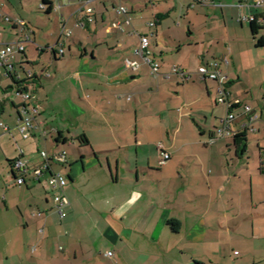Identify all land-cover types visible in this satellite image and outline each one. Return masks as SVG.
Returning <instances> with one entry per match:
<instances>
[{
    "label": "crops",
    "instance_id": "crops-1",
    "mask_svg": "<svg viewBox=\"0 0 264 264\" xmlns=\"http://www.w3.org/2000/svg\"><path fill=\"white\" fill-rule=\"evenodd\" d=\"M186 1L190 8L196 4L201 7L189 20L193 30L186 40L194 60L178 65L162 59L176 46L159 45L160 41L166 44L163 25L176 9L177 0H93V22L79 0H42L46 16L36 19L14 16L13 8H3L14 22L0 20V48L23 41L24 53H14L8 63L18 69L23 60L29 61L24 68L32 66L29 71L39 80L29 84L31 98L26 100L17 95L5 68L0 67V122L10 127L6 131L0 125V176L4 183L0 184V264H100L96 254L100 243L114 247L117 262L111 264L264 263V243H259L264 241V229L260 225L256 228L255 219L264 214L255 211L259 206L254 203L244 209L237 183L227 187L229 173L226 166L216 163L221 159L218 152L214 156L197 151L203 175L209 167L205 184L197 170H192V163H187L189 157H195L199 150L196 144L202 143V138L209 146L219 141L208 142L229 112L227 104L217 101L219 84L202 81L197 75L185 79L173 72L174 66L194 72L200 65L217 63L228 79L227 98L241 101L231 108L236 115L232 130H246L243 127L249 115L244 107L249 105L260 117L253 123L256 131L246 130L248 143L249 135L263 133V112L234 89L233 79L222 68L229 66L228 57L222 62L211 61L209 48L213 43L210 23L220 12L235 16L238 22L239 15H264V7L255 10L242 4L243 0H211V4ZM118 2L129 9L131 23L124 25V31L112 28L114 21L123 22L127 17L117 12ZM56 3L58 9L47 10ZM148 4L149 20L143 22ZM197 16L201 22L195 21ZM151 21L155 22L152 27L148 25ZM63 24L71 30L70 36L63 33ZM138 34L150 35L156 41L152 47L155 58L162 59L156 77L134 52ZM176 41V51L184 52V40ZM51 48L57 53L65 48V53L54 55ZM134 61L138 68L132 65ZM165 83L175 84V93H168ZM149 93H165L169 101L159 105L157 126L141 127L146 117L141 112L143 100ZM24 105L33 124L28 138L17 127ZM174 112L176 126L171 127ZM132 116L134 140L129 139ZM232 136L223 139L224 150L232 146L238 162L248 153L249 144L246 153L237 156ZM260 136L264 139V133ZM257 145L258 171L264 174V146L259 139ZM161 147L170 154L165 163H161ZM42 151L51 159V169L67 177L64 194L70 204L62 219L55 208L49 171L37 172L46 164ZM63 151L65 163L52 160ZM17 157L28 166L21 185L15 184L10 163ZM252 182L249 190L254 202ZM84 205L89 212L83 211ZM247 215L254 216L250 230L242 228ZM173 219L180 223L177 230L169 223ZM232 240L243 243L242 251L234 248L230 252L234 259H228Z\"/></svg>",
    "mask_w": 264,
    "mask_h": 264
},
{
    "label": "rangeland",
    "instance_id": "rangeland-1",
    "mask_svg": "<svg viewBox=\"0 0 264 264\" xmlns=\"http://www.w3.org/2000/svg\"><path fill=\"white\" fill-rule=\"evenodd\" d=\"M1 1L3 3V8L5 6L11 9L13 8L14 16H20V15L25 16L26 15L30 19H36L41 15L46 16V12L40 7L42 0H1ZM186 2H187L186 0H181V1L177 0L176 9H173L172 15H170L169 19L163 25V28L165 29L164 31H166V36H167L165 38L166 44L162 43L158 39V41H160L159 43L160 46L167 45L170 47H172L173 45H175L176 47L178 46L176 40H179V39L184 40L183 41L185 44L184 52L179 53L176 51V47L175 48L173 47V49L170 52L166 53L162 57V59L165 62H169L172 65H178L180 64V61H183L186 59H189L192 62L194 60L193 54H192V48H190L191 46H188V43L186 40L188 36L191 35V32L193 30L190 26L189 20L190 18L192 19L196 15L195 11L197 9H200L201 6L200 4H196L197 5L196 8H190L186 4ZM149 8H150V5L148 4V8L144 9V11L147 12V14L146 16H143V18L141 17L143 22H147L149 20L148 19ZM199 18L197 16V20L195 21L201 22ZM50 23H53V21H50ZM210 26L212 27L211 36L213 37V43H212V46L209 48L211 52L210 53L211 56L209 60L211 61L217 60L219 62H222L224 61L225 58L228 57L230 61L229 66L222 65V68L227 73L229 78L233 79L234 89H236V91L238 92L240 96H243V99L248 104L256 108L258 111H262L264 115V46L256 45L257 39L261 35H264V28H260L256 38H254L252 31H251L252 27L249 24L241 25L236 21L235 16L233 18L232 16L229 17L228 14H225L223 16L221 12L210 23ZM150 41L152 43V47H154L156 44L155 39L153 37H150ZM29 51L30 50L27 49V52ZM162 59L161 58L159 59L160 62H162ZM31 68L32 66H29L27 68L28 71ZM1 76L2 75L0 74V77ZM165 85L167 84L165 83ZM172 85L173 86H168V85L166 86L167 87L166 91L168 93L170 91H173V93H175L174 92L176 89L175 84H172ZM157 90L158 88L156 86L155 91ZM167 92L166 94H168ZM164 94L165 93L147 94L146 99L143 100L144 103L142 105V110H141L142 113H145L146 117L142 118L140 122L141 127H143V125L151 126L154 124L155 126H157L159 124L160 122V118H159L160 112L159 111L161 109L160 108L161 103L163 104L169 101L168 96H165ZM0 96H1L0 98H2L3 96L1 90H0ZM183 100H184V97H182V101ZM186 110L187 108H185L183 112H186ZM176 120H177V112H174V116L172 117L171 127L176 126ZM133 128H134V124H133V116H132L129 118V139H132V140H134L133 139L134 131L132 132ZM263 133L258 132V133L249 135L250 137H249V143H248L249 144L248 153L245 155V157L239 158L238 162L235 159V150L232 146L228 148L229 150L227 151L224 150L225 149L224 148L225 141H223L224 138H220L216 144L209 146V145H205V143L203 142V140L205 141V138L201 137L202 143L196 144V147L199 150H196V154L194 155L195 157H192V158L189 157L188 158L189 160L187 162L188 164L191 162L192 165L196 164L193 166L191 165L192 170L194 169L197 170L200 176L199 179H202L203 180L202 183L205 184V180L209 172V167L205 169L204 171L205 174L203 175V173L200 171L201 169H200L199 161H201V158H199L198 153L201 154L204 151H209L214 155V153L217 154L216 152H218V155L221 159L216 160V163L218 162V163H221L220 164L221 166H226L227 167L226 170L229 173V179L228 178L226 179L227 187L231 188V185H233L232 183L234 182L237 183L238 188L242 190L241 195L243 196V200L245 201L244 209H247L248 206L252 207L254 203L259 206V209H256L255 211L258 214L262 213V215L264 214V174L263 173L260 174V172L258 171L259 148L257 144H258V139H259V141L264 146V139H262V137L260 136ZM230 139L231 138H229V140ZM208 142H209V139H208ZM146 143L144 142V144ZM219 147L221 149L220 151H219ZM262 148L263 149L261 150L263 153L264 147ZM197 151L199 152L197 153ZM197 158L199 159L197 160ZM239 167L240 168L244 167V168L243 170H240ZM1 179L2 178L0 176V184L2 183ZM251 179L253 180L252 183L254 184V190L256 191L254 202L250 199L249 189L251 186V181H252ZM86 203L87 202H85L84 204ZM83 211L89 212L90 208L86 206ZM246 217L248 218L242 221V228H249L250 230L253 224L252 219L254 216L251 215V217H249V215H247ZM255 219H256V228L260 225V227L264 229V217L261 216L259 218V215H256ZM257 222L260 224H258ZM256 230L258 232L259 228ZM259 243L263 244L264 241L259 242ZM0 244H2V242H0ZM242 244L243 243H241L240 245ZM240 245H239V242L237 243L236 240H232L230 242V245L228 247V259H232V258L234 259V256L231 255V253H233L234 248L242 251V248ZM108 252H111L113 256H108L107 255ZM96 254L99 255L98 260H100V264L114 263V261L112 260L117 258L114 247L112 246L108 247L106 246V244L103 245L102 243H100L98 247L96 248Z\"/></svg>",
    "mask_w": 264,
    "mask_h": 264
},
{
    "label": "built area",
    "instance_id": "built-area-1",
    "mask_svg": "<svg viewBox=\"0 0 264 264\" xmlns=\"http://www.w3.org/2000/svg\"><path fill=\"white\" fill-rule=\"evenodd\" d=\"M85 9V12L89 15L88 19L89 21L93 22V18L91 14L93 13V8L90 6V3L93 2V0H79ZM120 1V0H117ZM197 2L203 3V4H209L212 3L211 0H196ZM242 4H245L246 6L251 7L252 9H259L264 7V0H243ZM42 9H46L45 4H41L40 6ZM59 4L56 3L53 8L56 10L58 9ZM116 10L119 14H124L126 15L125 21H114L112 23V28H115L120 31H124V25L125 24H130L131 19L128 17L129 9L124 6L122 3L118 2L116 5ZM0 20L4 21L5 23H12L14 22V19L7 14L3 10V4L0 2ZM19 23L23 25V23ZM238 22L240 23H246L250 22L255 25L263 24L264 23V16L258 15V13L251 12L246 15H241L238 17ZM149 26H154L155 23L153 21L148 23ZM63 28V33H65L66 36L71 35V30L66 29V27L62 26ZM138 44L134 49V52L139 55L145 64H147L150 67L151 73L156 77L159 75V70H160V63L159 61L155 58V53L153 48L151 47L150 43V35H142L138 34ZM63 47V45H61ZM25 51V45L23 41H17V42H11L6 44L4 47L0 48V67L5 68V71H11L12 66L9 65V58L11 55L14 53H24ZM65 53V48H61L59 50V54L63 55ZM226 62H228L226 60ZM132 65L134 68L139 67V63L137 61L132 62ZM173 72L181 75L185 79H190L192 78L193 75H197L199 79L202 81H215L218 82L219 88H220V93L221 95L217 98V101L219 103H224L227 104L229 107V112L228 114L221 120V126L215 129L213 135H211L209 142L213 143L217 139L220 138H225L229 137L231 135H234L238 132H234L231 128V123L232 121L236 118V115L233 113L231 108L234 105H239L241 101L239 99H235L233 101H230L227 98V89H226V84L228 82L227 76L224 75L221 71V69L218 68L217 63H212V64H205V65H200L196 71L191 72V71H185L180 67L174 66L173 67ZM22 97L26 100L30 98L29 93H24ZM130 98V97H129ZM245 113L249 115V122L243 127V129H249V131H256L257 129L253 126V123L256 120H259V115L255 113L252 108L249 105H245ZM0 125L3 127L4 130H10V127L3 122H0ZM18 129L20 130L21 134L23 135L24 138H28L30 136V128L33 127L32 124V117L30 116L28 106H22L21 107V120L18 124ZM245 130V131H246ZM242 132V131H241ZM161 153H162V160L161 163H165L169 157L170 154L163 150V147H161ZM42 156L46 159V164L44 167L39 169L37 172L42 173L43 170H47L50 173L49 176V183H50V188L53 191V198L55 202V208L57 210V213L59 217L62 219L66 217L67 215V207L69 206L70 202L68 198L64 194V188L67 184V177L61 173V172H56L53 171L50 167V161L49 156L46 151H42ZM52 160L60 163H65L66 162V152L63 151L60 154H55ZM28 169V166L26 162L21 159L20 157H17L13 161V170L16 172V179H15V184L21 185L24 183L25 179V173ZM60 249H62L60 247ZM108 256H113L111 252L107 253ZM117 260L114 259V263H116Z\"/></svg>",
    "mask_w": 264,
    "mask_h": 264
},
{
    "label": "trees",
    "instance_id": "trees-1",
    "mask_svg": "<svg viewBox=\"0 0 264 264\" xmlns=\"http://www.w3.org/2000/svg\"><path fill=\"white\" fill-rule=\"evenodd\" d=\"M209 4H211V3H209ZM50 9L53 10L54 9L53 6L47 7L48 11ZM260 16H264V15H260ZM260 28H264V23L259 24L257 26L254 25V27L251 28V31H252L254 38H256ZM256 45L257 46H264V37L262 35L257 39ZM151 47H152V45H151ZM51 51H53L54 55H56V54L58 55V53H59V52L57 53V51L54 48H51ZM28 63H29V61L23 60L18 69L14 68L11 71H7V76H9V78L12 80L13 84L16 87V93L19 96H22L24 93H29V84L33 81L39 80V76L33 75L31 71H28V69L24 68V65H27ZM23 76L25 78H22ZM30 98H31V95H30ZM2 112H3V104H2V102H0V115L2 114ZM231 138L233 141V146L236 147L237 156H240V155L246 153V151L248 149V132L247 131L238 132V133L234 134ZM13 161H11L10 163H11V167H12L13 177H14V179H16V172L13 170ZM169 223L174 230H177L180 227V223L178 220L173 219V220H170Z\"/></svg>",
    "mask_w": 264,
    "mask_h": 264
}]
</instances>
